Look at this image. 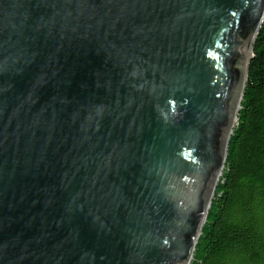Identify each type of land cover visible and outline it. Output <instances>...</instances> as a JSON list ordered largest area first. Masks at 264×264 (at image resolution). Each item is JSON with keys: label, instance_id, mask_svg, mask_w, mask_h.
I'll return each instance as SVG.
<instances>
[{"label": "water", "instance_id": "95a60500", "mask_svg": "<svg viewBox=\"0 0 264 264\" xmlns=\"http://www.w3.org/2000/svg\"><path fill=\"white\" fill-rule=\"evenodd\" d=\"M263 20L264 0H0V264H190Z\"/></svg>", "mask_w": 264, "mask_h": 264}, {"label": "trees", "instance_id": "16d2710c", "mask_svg": "<svg viewBox=\"0 0 264 264\" xmlns=\"http://www.w3.org/2000/svg\"><path fill=\"white\" fill-rule=\"evenodd\" d=\"M237 119L190 264H264V20Z\"/></svg>", "mask_w": 264, "mask_h": 264}, {"label": "rangeland", "instance_id": "374dc122", "mask_svg": "<svg viewBox=\"0 0 264 264\" xmlns=\"http://www.w3.org/2000/svg\"><path fill=\"white\" fill-rule=\"evenodd\" d=\"M241 105V104H240ZM236 124H237V122H235V124H234V128H235V126H236ZM234 128H233V131H234ZM233 131H232V133H233ZM232 135V134H231ZM220 179H221V177H220ZM220 179H219V181H220ZM218 181V182H219ZM218 185V184H217ZM216 189H217V186H216ZM216 189H215V192H216ZM215 192H214V196H215ZM213 196V197H214ZM205 224V223H204ZM199 241V240H198ZM198 243V242H197ZM197 246V245H196ZM195 252H196V247H195V250H194V253H193V256H194V254H195ZM193 259V258H192Z\"/></svg>", "mask_w": 264, "mask_h": 264}, {"label": "bare ground", "instance_id": "6f19581e", "mask_svg": "<svg viewBox=\"0 0 264 264\" xmlns=\"http://www.w3.org/2000/svg\"><path fill=\"white\" fill-rule=\"evenodd\" d=\"M248 55H249V50H248L247 53H246V59H247ZM246 59H245V62L247 61ZM244 64H245V63H244Z\"/></svg>", "mask_w": 264, "mask_h": 264}]
</instances>
